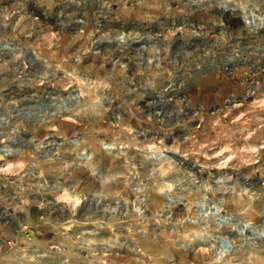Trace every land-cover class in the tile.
Wrapping results in <instances>:
<instances>
[{
  "label": "clouds",
  "instance_id": "obj_1",
  "mask_svg": "<svg viewBox=\"0 0 264 264\" xmlns=\"http://www.w3.org/2000/svg\"><path fill=\"white\" fill-rule=\"evenodd\" d=\"M37 2L45 7L31 16L20 0L0 6V59L13 65L0 81V179L19 190L3 215L23 221L0 226V264H110L124 250L136 264H264V219L255 218L264 216L255 208L264 184L241 171L260 163L264 143L236 148L227 133L201 142L188 131L223 127L246 103L264 109V84L243 81L247 94L232 93L210 121L178 88L182 69L233 71L264 59L244 39L264 34V0H184L210 18L202 24L160 20L168 0H149L144 23L112 26L105 14L108 24L79 48L86 21L73 6L82 0ZM42 87L43 97L31 94ZM251 119L252 130L242 121L245 141L264 128L258 111ZM32 122L47 134L24 128ZM154 123L156 131L142 126ZM33 207L43 238L29 231Z\"/></svg>",
  "mask_w": 264,
  "mask_h": 264
},
{
  "label": "rangeland",
  "instance_id": "obj_2",
  "mask_svg": "<svg viewBox=\"0 0 264 264\" xmlns=\"http://www.w3.org/2000/svg\"><path fill=\"white\" fill-rule=\"evenodd\" d=\"M17 0H0V6L8 3H16ZM23 7L28 12L29 16L33 11H39L44 8L43 3L37 2V0H20ZM91 2V3H90ZM149 0H128L127 5L123 3V0H82L79 5H74L80 10V18L86 21L85 25H80L84 29L83 39L78 43L73 42L75 47L79 48L81 46L87 47L89 43V33L98 34V30L105 27L108 21H105V14L109 15L110 23L112 26L118 24H142L145 22L144 14L148 11L147 4ZM130 10V11H129ZM155 11V10H154ZM67 16L68 13L66 12ZM160 20H181L186 19L189 21H195L197 24L207 23L210 19L206 17L201 12H198L195 6H189L185 8L184 0H168L167 5L159 10ZM40 29H46L45 25H38ZM91 38H95L93 35ZM244 39L253 47L264 49V34L259 38L248 37L245 35ZM72 41V34H65L61 40V45H68ZM44 51V49H41ZM55 51V49H53ZM223 51V50H222ZM56 55L59 57L60 53L57 52ZM127 56V54H124ZM130 59V57H128ZM13 71V65L7 64L5 61L0 59V81H3L4 77H10ZM184 72L182 82L178 85L181 96L193 104L195 108L200 106L204 107V117L205 121L215 120L216 117L213 116V110L217 108H225V100L234 92H241L242 94H247L246 87L243 86V81L247 80L249 84H252L254 80H259L261 84H264V59L258 56L248 57V61L241 64L233 71H225L219 65H217L214 70H207L205 68H200L199 71H192L190 69H182ZM202 73V74H201ZM175 83V82H174ZM2 86V84H0ZM7 89V88H6ZM9 89L5 90V99H8L7 92ZM158 94H162L167 97L168 93L164 91L163 86H159L156 89ZM33 96L43 97L45 93V88L32 89L30 90ZM219 94V95H217ZM141 98H137V103H141ZM3 109H0L2 111ZM247 111V116L242 118L243 120H248L247 125L248 130H252L257 127L256 121L251 119L254 112L258 111L260 116L264 117V109H251L250 105L245 104L244 108L233 110V114L224 117L221 121V126L212 127L211 124H206L199 127L198 129H193L189 125V134H195L197 139L201 142L205 139H216L217 136H223L225 133L232 139L236 148H242L246 144H251L255 142L256 144L264 143V128H261L257 132V136L253 138V141H245L243 135L245 132H241L242 121L238 122L236 125L231 123L234 115L239 112ZM223 115V114H221ZM198 124L199 121H196ZM143 127L150 128L152 131L158 130V124H144ZM28 131L33 132L37 136L46 135L45 129L34 122L27 123L24 125ZM24 128L21 131H24ZM183 131L182 129H177V132ZM203 140H202V139ZM185 144L182 143V147ZM97 159L100 161L101 166L108 164L110 162L109 158L105 156L102 152H97ZM113 163H115L113 161ZM260 169L261 171H257ZM230 171V169H229ZM241 171H246L252 180H259L261 184H264V150L260 153V163L251 164L247 166L246 169ZM77 176H82L81 173H77ZM19 190L13 185L9 180L0 179V226H3L5 231H11L18 228L19 224L23 221L17 218L13 220L10 216L3 215L4 208L6 204L11 203L17 197V192ZM255 208L257 211H264V197L256 202ZM263 209V210H262ZM11 209H9V212ZM38 210L33 207L31 209V215L33 219V227L29 230L35 233L38 238H43L47 235L45 227L40 224L39 228L35 227L37 223L36 212ZM262 217V218H261ZM257 220L264 219V216H256ZM41 227V228H40ZM151 231V229H149ZM47 243V241H44ZM160 244H165L163 237L159 239ZM134 254L124 250V253L117 254L113 253L110 258V264H136V260L133 258ZM189 260H193V264H204L202 260H194L193 257H189Z\"/></svg>",
  "mask_w": 264,
  "mask_h": 264
},
{
  "label": "bare ground",
  "instance_id": "obj_3",
  "mask_svg": "<svg viewBox=\"0 0 264 264\" xmlns=\"http://www.w3.org/2000/svg\"><path fill=\"white\" fill-rule=\"evenodd\" d=\"M91 3V2H90ZM38 12V11H37ZM32 15V14H31ZM5 90H7V89H5ZM202 128V127H201ZM202 139V138H201ZM203 140V139H202ZM258 210V209H257ZM263 210V209H262ZM262 218V217H261ZM41 228V227H40Z\"/></svg>",
  "mask_w": 264,
  "mask_h": 264
}]
</instances>
